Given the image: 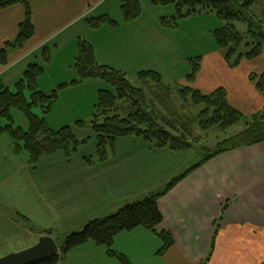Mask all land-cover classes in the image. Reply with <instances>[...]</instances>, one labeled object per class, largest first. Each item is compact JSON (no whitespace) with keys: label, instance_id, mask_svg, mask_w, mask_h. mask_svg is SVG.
<instances>
[{"label":"crops","instance_id":"obj_1","mask_svg":"<svg viewBox=\"0 0 264 264\" xmlns=\"http://www.w3.org/2000/svg\"><path fill=\"white\" fill-rule=\"evenodd\" d=\"M29 2L36 32L23 47L7 48L8 63L0 65V79L7 86L21 79L30 64L42 60L44 54L41 52L45 46L49 47V58L45 55L43 64L46 62L48 66L44 64L45 71L38 78V85L49 89L68 86L77 77L74 61L80 37L93 45L96 58L101 64L114 65L108 57L111 46L103 48L102 33L117 30L123 40L122 27H126L125 38L129 36V30L133 31V36H140L148 21L157 25L165 17L162 15L172 11L171 5L140 0L141 6L143 3L151 5L160 14L154 13L148 17L141 11L138 17L127 21L121 8L122 0ZM102 15H109L116 24L106 23L108 25L103 24L98 28L92 27L87 21L89 17ZM24 19L25 8L22 4L0 10V50L16 39ZM57 52L68 55L66 61L70 77L63 70L56 74L48 72L49 67L61 65L60 60L55 62L53 59ZM205 57L203 62L206 65L201 64L195 81H188L186 76L182 85H192L207 94L225 88L229 103L246 116L258 114L264 109V95L250 79L252 74L264 71V62L261 61L264 53L252 60L243 59L235 67L225 61L224 52L219 48L211 50ZM165 84L169 86L170 83ZM119 140L112 157L106 160L85 158L71 173L75 176L69 178L74 181L70 195L73 204H76V212L90 211L92 215L103 212L100 217H104L154 193V188L149 187L156 175L154 167L134 159L138 150L145 148L146 144L132 145L128 141L130 143L121 147ZM154 147L160 152L159 155L171 154L170 158H166L170 163L164 160L165 164L161 166V171L167 169L171 177L175 169L172 156L182 159L186 153L169 147ZM119 148L123 154L117 159ZM138 192L146 194L136 198ZM225 205L227 207L222 214ZM158 206L164 216L159 229L170 231L174 238V245L161 254L163 264H264V142L240 146L207 160L161 196ZM221 215L222 220L219 221ZM216 223H220V229L214 237ZM143 228L129 233L140 232L144 239L154 242L156 249L162 246V242L156 239L157 234ZM122 251L133 259V250Z\"/></svg>","mask_w":264,"mask_h":264},{"label":"rangeland","instance_id":"obj_2","mask_svg":"<svg viewBox=\"0 0 264 264\" xmlns=\"http://www.w3.org/2000/svg\"><path fill=\"white\" fill-rule=\"evenodd\" d=\"M171 7L170 13L162 15L167 18L164 20L169 21L170 25L174 23L173 16L176 14L175 6ZM142 11L148 17L158 13L154 7L146 3H143ZM164 20L160 19L157 25L148 21L146 29L140 36H133V31L129 30V36L125 38L127 28L122 27L123 40L117 30L102 33L103 48L107 49L110 45L109 53H113H108L114 64L109 66L121 70L133 86L142 90L146 97V103H143L144 106L149 105V111L152 110L159 115L164 112L166 118L177 120L185 133L184 141L190 145V148L184 151L186 154H183L182 159L172 156L175 169L169 177L170 173L167 169L161 171V166L165 164L164 160L170 163L166 158H170L171 154L159 155L160 152L152 143L141 138L133 136L119 138L118 143L121 147L130 143L128 141H131L132 145L146 144L145 148L138 150L134 159L145 161L154 167L156 175H151L153 182L149 186L154 188L152 189L154 193L166 189L175 177L194 166L205 155L214 152L225 139L239 133L246 126L242 121L227 130H222L219 125L202 128L197 121L192 120L205 108L204 104H194L191 95L187 97L188 101H185L180 94L187 85H182V80L190 73L192 63L201 57V64L206 65L203 62L205 55L208 56L211 50L218 48L213 32L216 28L224 26L225 21L214 11L187 16L177 20V24L173 26L163 25ZM237 27L240 31L247 29L245 23H237ZM44 56L42 55L40 63L36 62L42 65ZM66 58L68 55L57 52L53 59L55 62L60 60L61 65L49 67L48 72L56 74L63 70L70 77ZM261 61L264 62V57ZM44 64L48 66L46 62ZM147 70L159 72L162 80L170 83L171 89L169 87L159 89L157 83L152 82L154 80L141 79L139 73ZM9 87L13 92L18 91L16 83ZM109 88L110 83L102 79H89L52 89L38 85V89L47 94L57 90L58 99L49 113H45L39 105L33 107L34 114L45 118L48 125L55 130L66 125L71 126L80 141L76 151L71 149L68 153L63 149L44 155L38 162H32L29 152L23 147L20 150L18 143L6 131L0 130V258L34 246L42 236L49 235L46 231L50 230L52 231L50 236L55 239L61 253V246L69 234L82 230L90 219L102 216L103 212L99 215H92L90 211L76 212V204H73L70 195L74 181L69 178L75 176L71 173L75 171L80 161L85 158L98 160V138L93 129V119L99 101V90ZM25 95L29 101L32 100L28 87L25 89ZM129 110L122 108L117 112L126 116ZM12 114L15 128L28 131L29 121L26 115L17 108L12 109ZM246 117L252 119L251 116ZM8 124L7 120L1 119V127ZM110 149L107 150L109 152L107 158L114 155ZM122 154L123 150L119 148L117 159L121 158ZM145 194L146 192L141 194L138 192L136 198ZM136 229L141 230V227L133 231ZM129 232L121 231L117 234L113 245L115 250L122 253L123 249L127 252L133 250L131 255L133 259L127 257L131 264H163L159 253L161 246L156 249L154 242L144 239L140 232L136 234ZM156 239L162 242L159 236ZM58 264H122V262L117 256L110 255L104 245H98L90 240L63 254Z\"/></svg>","mask_w":264,"mask_h":264},{"label":"trees","instance_id":"obj_3","mask_svg":"<svg viewBox=\"0 0 264 264\" xmlns=\"http://www.w3.org/2000/svg\"><path fill=\"white\" fill-rule=\"evenodd\" d=\"M154 3L175 6L174 23L170 25L169 21L164 20L167 18H163V24L167 26H173L177 24V20L187 16L214 11L220 19L225 21L224 26L214 30V38L218 48L224 52L225 61L231 67L238 66L243 59H255L264 51L263 0H154ZM15 4L24 6L25 19L20 23L16 39L8 43L6 48L0 50V65L8 63L7 48L23 47L36 32L29 0H0V10ZM121 8L127 21L138 17L142 11L140 0H122ZM87 21L92 27H99L104 23L116 24V21L109 15L89 17ZM237 23H245L246 31H240ZM77 45L78 52L74 61L77 77L70 84H78L89 79H102L111 85L108 90H99V101L93 119V129L98 138V160H106L109 153L108 148L114 152L117 140L125 136L141 138L159 148L169 147L178 151L190 148V145L184 141L185 133L178 125L177 120L168 119L162 113L159 115L152 110L149 111V105L145 104L144 106L143 102L146 103V97L142 90L133 86L121 70L101 64L96 58L93 45L87 39L80 37ZM42 51L49 58V47L45 46ZM201 61L202 58L198 57L192 63L191 71L187 75L188 81H195L201 69ZM44 71L43 65L30 64L24 77L16 82L17 92H13L0 79V121L5 119L9 122L6 127L0 126V130L6 131L18 143L20 150L22 147L25 148L29 152L32 162H38L44 155L53 154L59 150L65 149L68 153L71 149L76 151L80 145L71 126L66 125L55 130L48 125L45 118L39 117L33 112L34 106L41 105L45 113H49L58 99L57 90L47 94L38 89V78ZM139 76L143 80H154L152 82L157 83L159 89L162 87L169 89V86L162 81L159 72L147 70L139 73ZM250 78L264 95V71L261 74H252ZM27 87L31 91V101L25 95ZM180 94L185 101H188L187 97L191 95L194 104H204L205 108L192 120L193 122L197 121L202 128L219 125L222 130H227L242 121L245 122V128L225 139L214 152L205 155L185 173L175 177L163 191L151 193L143 199L126 204L107 216L91 219L82 230L73 232L65 238L61 246L62 254L60 252L52 254L34 264H58L63 254H67L71 249L90 240L98 245H104L108 248L109 254L117 256L122 264H131L127 256L115 250L113 245L117 234L121 231H131L138 227L147 228L161 238L162 246L159 253L164 254L174 245V238L170 231L159 229L164 216L158 206V199L169 192L189 172L218 154L240 146L264 142V109L260 113L252 115V119L246 117L229 103L225 88H218L207 94L186 85ZM157 96L159 98V95ZM13 108H17L26 115L29 121L28 131L15 128ZM122 108L124 110L130 108L126 116L117 112ZM162 121L163 124L160 123ZM226 207L227 205L223 207L222 214ZM221 220L222 215L219 218V221ZM215 228L214 237L218 234L220 223H216ZM46 232L49 235L52 233L51 230ZM212 248H214V244Z\"/></svg>","mask_w":264,"mask_h":264},{"label":"water","instance_id":"obj_4","mask_svg":"<svg viewBox=\"0 0 264 264\" xmlns=\"http://www.w3.org/2000/svg\"><path fill=\"white\" fill-rule=\"evenodd\" d=\"M59 252V247L50 235L42 236L32 247L0 258V264H34Z\"/></svg>","mask_w":264,"mask_h":264}]
</instances>
